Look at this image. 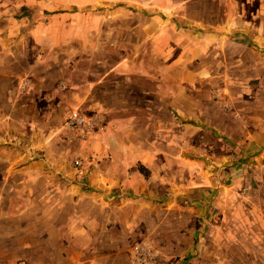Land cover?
Wrapping results in <instances>:
<instances>
[{
	"label": "crops",
	"instance_id": "1",
	"mask_svg": "<svg viewBox=\"0 0 264 264\" xmlns=\"http://www.w3.org/2000/svg\"><path fill=\"white\" fill-rule=\"evenodd\" d=\"M261 169L264 0H0V264H192Z\"/></svg>",
	"mask_w": 264,
	"mask_h": 264
},
{
	"label": "rangeland",
	"instance_id": "2",
	"mask_svg": "<svg viewBox=\"0 0 264 264\" xmlns=\"http://www.w3.org/2000/svg\"><path fill=\"white\" fill-rule=\"evenodd\" d=\"M249 9L250 6L248 7V10ZM245 26L247 25L245 24ZM214 95H216L215 98L217 99L218 92H215ZM192 148L186 150L187 156L191 155L192 157L197 158H201L200 156H203H199V154H191V152L194 153ZM74 159L75 158L71 159L74 167L81 168L84 165L83 158L78 157L81 162L79 165L74 164ZM207 159L208 158H204V160ZM170 168L172 170H176L178 166H170ZM193 168L195 170H193ZM206 168L207 166H204L203 164L195 166L188 165L186 166L185 172L191 174L194 172L196 173L197 171L199 172L200 169ZM259 178L260 179L257 180L256 183L252 182L249 185V187L253 190V193H251L249 197L243 196L238 198L237 203L240 206L238 213L234 214L233 212L228 211L226 213H214V216L210 214L206 226L202 230L201 234H198L199 232L197 231L198 235H193L192 245H194L195 248L196 259L192 264H264V212H252V207L246 206L248 204H253L252 202L260 203L261 200L264 201V198L259 196L260 194L262 195V193L264 194L263 169L259 171ZM239 188L243 189L245 186L240 185ZM254 190L258 192L257 195ZM245 193L246 191L244 194ZM240 195L242 196V194ZM254 195L255 197H253ZM164 222L165 221L161 224L162 227H158L161 234L157 236L158 239L161 240V242L159 241L160 246L164 245V235L170 232V217L166 220V223ZM137 241L147 242L150 244L149 242L151 240L143 236ZM152 246L154 249L158 248L157 245ZM157 256H160V254ZM158 260L160 259L157 257L155 264H160L162 262L161 261L159 263Z\"/></svg>",
	"mask_w": 264,
	"mask_h": 264
},
{
	"label": "built area",
	"instance_id": "3",
	"mask_svg": "<svg viewBox=\"0 0 264 264\" xmlns=\"http://www.w3.org/2000/svg\"><path fill=\"white\" fill-rule=\"evenodd\" d=\"M66 126L71 129L87 128L89 123L85 120L78 110L71 111L66 119ZM81 162L77 158L74 160L75 165ZM131 257L135 264H155L157 261V253L151 249L147 242L137 241L131 247ZM18 264H30L26 262H19Z\"/></svg>",
	"mask_w": 264,
	"mask_h": 264
}]
</instances>
